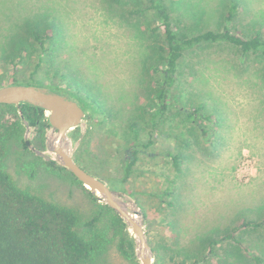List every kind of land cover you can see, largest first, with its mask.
Returning a JSON list of instances; mask_svg holds the SVG:
<instances>
[{
  "label": "rangeland",
  "instance_id": "374dc122",
  "mask_svg": "<svg viewBox=\"0 0 264 264\" xmlns=\"http://www.w3.org/2000/svg\"><path fill=\"white\" fill-rule=\"evenodd\" d=\"M167 1L172 3V17L179 21V30L189 35L201 32L208 22L212 23L206 29L217 30L221 12L232 3ZM234 1H240L241 9L230 27L247 37L259 31L264 39V0ZM175 2L187 17L174 11ZM136 3L0 0V88L36 86L64 94L69 85L77 88L74 84H78L79 96L94 98L102 113L87 109L81 125L68 132L67 143L62 145L83 169L107 185L122 175L125 159L130 157L127 150L136 138L132 123L143 143L154 140L139 154L127 187L134 195L125 194L118 200L129 211L143 213L153 264H256L251 257L255 251L242 250L240 255L231 241L218 243L214 250L210 240L191 241L199 235H213L221 225H232L231 231L242 219L239 211L251 219L257 217L256 206L264 197V57L241 58L238 50L227 44L208 45L186 54L179 64L173 103L203 104L205 114L216 111L214 116L220 113L224 120L217 126L199 119L194 127L173 108L166 120L157 119L154 127L150 93L158 76L150 72L145 57L154 43L146 33L151 18L131 16ZM204 14L206 22L201 19ZM43 15L54 21L56 38L46 42L44 49L31 42L15 64L5 60L2 55L18 36L23 20ZM203 129L207 136L202 135ZM56 135L51 127L25 125L23 138L30 146L25 149L10 144L2 166L19 187L73 208L86 218L93 209L83 191L87 188L69 174H55L44 167V161H58L52 150ZM173 150L186 155L180 173L166 156ZM167 189L173 194L164 199L153 197ZM152 245L160 250L165 247L161 250L165 257L158 260ZM105 264L128 263L111 247Z\"/></svg>",
  "mask_w": 264,
  "mask_h": 264
},
{
  "label": "trees",
  "instance_id": "16d2710c",
  "mask_svg": "<svg viewBox=\"0 0 264 264\" xmlns=\"http://www.w3.org/2000/svg\"><path fill=\"white\" fill-rule=\"evenodd\" d=\"M122 1L111 0L115 4H121ZM176 4L177 2L174 3V11L185 17V11L181 12ZM239 4L232 0L227 9L220 11L217 30L206 29L212 23L208 22L201 32L189 35L181 32L179 21L173 19L172 3L169 5L167 0H137L136 6L129 14L134 17L151 18L146 33L152 37L154 45H150L145 57L146 62L150 64L148 67L150 72L158 76V81L153 85L150 93L154 104L152 115L154 127L158 124L156 120L162 119L161 121L164 122L173 108L177 109L185 117L184 120L194 127L199 119L217 126L222 124L224 118H221L220 113H217V117L214 116L216 111L210 113L206 111L205 114L203 104L192 105L189 102H181L177 106L173 103L172 95L176 87L181 59L196 49L200 50L214 44H227L237 49L241 58L251 55L264 57V39L259 31L247 37L230 27L240 12ZM49 19L44 15L41 18L28 16L24 19L23 23H25L20 27L18 36L10 42V49L2 55L3 58L15 64V60L20 58L21 54L27 53L33 42L44 49L46 42L56 38L55 23ZM201 19L206 22L205 14ZM57 35L61 37L59 30ZM39 67L40 64L36 66L37 69ZM74 85L77 88L69 85L70 89L64 91V94L78 101L84 110L93 109L96 113H102L98 102L87 94L79 96L81 89L78 88V84ZM24 122L32 128H50L45 111L41 108L28 104H21L19 107L0 104V264H105L111 247H115L128 264H140L135 239L129 232L127 224L114 210L100 203L98 198L84 187L83 191L93 204V209L86 218L73 208L43 198L16 184L3 168L2 162L8 154L10 144L16 143L27 149L23 138ZM135 127L134 123L130 125L136 138L130 145L131 148L127 150L130 157L125 159L123 173L120 177L108 181L112 191L129 196L134 195L127 187L131 185L139 154L154 144L153 139L143 143L138 138V130ZM192 130L190 128V131ZM207 133L208 131L202 130V135L207 136ZM185 145L189 144L185 142ZM216 145L217 143L214 145V153L217 150ZM166 156L171 159L176 172L180 173L186 155L182 151L173 150L167 151ZM44 167L55 174H69L82 185L55 161H44ZM172 194V190L167 189L163 194L153 193V197L164 199ZM260 201H264V197L259 200L258 205ZM166 204L169 207L173 206L170 201ZM257 206L256 218L251 219L245 215V211H239L240 215L239 213L238 215L242 219L236 222L231 231L232 225H221L215 231L216 236L213 231L211 232L213 235L207 238L199 235L191 241V244L194 241L200 243L210 240L211 250H214L218 243L231 241L237 248L235 251L240 255L242 250L245 253L258 252V254L251 253V257L256 264H264V235L260 234L262 233L260 231H264V203L258 208ZM145 217L148 218L146 212ZM168 227L171 228L172 225ZM173 239L176 240L175 235ZM152 250L158 260L165 257L164 252L162 253L165 247H162L161 251L160 247L152 245Z\"/></svg>",
  "mask_w": 264,
  "mask_h": 264
},
{
  "label": "water",
  "instance_id": "95a60500",
  "mask_svg": "<svg viewBox=\"0 0 264 264\" xmlns=\"http://www.w3.org/2000/svg\"><path fill=\"white\" fill-rule=\"evenodd\" d=\"M0 104L15 105L28 104L41 108L49 113L47 121L57 135L52 143V150L57 156L55 161L61 167L69 171L83 186L94 194L100 203L108 205L127 224L129 232L133 235L136 243L137 257L140 264H153V254L146 238L144 228V215L138 211L140 220L136 222L126 213L118 200L124 193L114 192L103 181L99 180L88 171L83 169L64 148L62 143H67V134L70 130L81 125L86 115V110L69 95L52 91L46 87L10 85L0 88ZM25 125L29 126L26 122ZM30 146L29 141H25ZM138 246L146 248L148 254L142 256L138 252Z\"/></svg>",
  "mask_w": 264,
  "mask_h": 264
},
{
  "label": "bare ground",
  "instance_id": "6f19581e",
  "mask_svg": "<svg viewBox=\"0 0 264 264\" xmlns=\"http://www.w3.org/2000/svg\"><path fill=\"white\" fill-rule=\"evenodd\" d=\"M120 205H121L122 209H123L126 213H128V215H129V217H130L131 219H133V220H135L136 222H138V219L135 217V216H138V211L135 210V212H131V211H129V209H128V207H127L126 205H122L121 203H120ZM138 218L140 219L139 216H138ZM138 252H140L142 256H146V255L148 254V250H147L146 248H142V249H141L139 246H138Z\"/></svg>",
  "mask_w": 264,
  "mask_h": 264
}]
</instances>
